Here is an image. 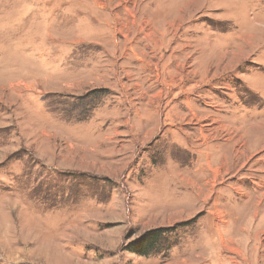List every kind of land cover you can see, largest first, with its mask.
Instances as JSON below:
<instances>
[{
  "label": "rangeland",
  "instance_id": "1",
  "mask_svg": "<svg viewBox=\"0 0 264 264\" xmlns=\"http://www.w3.org/2000/svg\"><path fill=\"white\" fill-rule=\"evenodd\" d=\"M0 264H264V0H0Z\"/></svg>",
  "mask_w": 264,
  "mask_h": 264
},
{
  "label": "trees",
  "instance_id": "2",
  "mask_svg": "<svg viewBox=\"0 0 264 264\" xmlns=\"http://www.w3.org/2000/svg\"><path fill=\"white\" fill-rule=\"evenodd\" d=\"M177 226L156 227L146 230L137 239L128 244L129 251L140 255L159 253L171 248L169 234L174 232ZM167 244V245H166Z\"/></svg>",
  "mask_w": 264,
  "mask_h": 264
},
{
  "label": "crops",
  "instance_id": "3",
  "mask_svg": "<svg viewBox=\"0 0 264 264\" xmlns=\"http://www.w3.org/2000/svg\"><path fill=\"white\" fill-rule=\"evenodd\" d=\"M133 21H135V22H136V19H135V20H133ZM140 26H141V24H140ZM155 46H159V43H155ZM228 161H231V159H228Z\"/></svg>",
  "mask_w": 264,
  "mask_h": 264
}]
</instances>
